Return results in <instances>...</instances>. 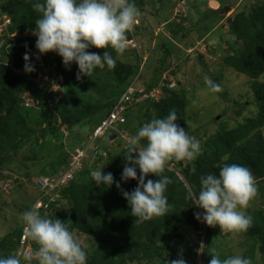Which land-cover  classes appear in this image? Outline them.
<instances>
[{"label":"rangeland","instance_id":"rangeland-1","mask_svg":"<svg viewBox=\"0 0 264 264\" xmlns=\"http://www.w3.org/2000/svg\"><path fill=\"white\" fill-rule=\"evenodd\" d=\"M33 2L43 0H0V65L15 72L20 84L17 85L19 90L5 91L7 101L1 102L0 96V116L15 110L16 105L11 104L17 103V108H25L20 107L17 115H21L26 128L14 143L15 149L7 151V159L4 157L6 151L0 152V254L7 257L16 250L17 255L37 249L38 245L25 231L22 214L46 202L48 194L43 190L40 176L56 167L64 149L72 148L71 154L75 155L77 149L82 151L89 147L88 142L84 148L75 146L79 139L72 140L71 136L68 140L56 138L60 126L67 124L70 129L89 135L127 90L150 92V95L139 92L144 100L134 108V116L124 126L123 135L105 137L100 157L97 158L93 151L82 152L84 161L90 162L84 170L83 161L76 180L72 181L75 187L72 197L60 199V191L56 189L50 197L58 198L57 204L50 206L49 211L40 209L42 216L66 222L81 188L94 183L91 178L94 170L104 169L105 174L115 176V181H122L126 163L123 156L128 153L129 138L145 123L169 114L167 108L174 105L175 97L165 93V89L175 88L181 97L186 96L182 112L176 111L178 123L201 142L203 155L191 162L186 175L178 174L182 178L179 180L181 185L172 182L168 185L165 195L171 207L167 215L138 223L131 211L118 212L117 207L123 205L113 198L109 200L115 205L112 210L114 221L131 218L123 236L114 233L96 241L77 229L71 231L87 251L88 264H170L180 256L187 264H209L211 248L222 260L238 255L251 259L252 264H264V242L260 239L258 226L264 216V172L255 170L252 165L259 163L257 154L261 157L264 152V0H135L140 15L128 33V49L123 56L110 50L117 59L116 67L97 69L92 77L84 76L80 80L77 79V64L73 63L71 70L66 68L70 76L69 87L64 91L62 84L54 94L58 101L62 98L65 101L60 107L61 112L56 109L52 115L37 108V93L32 89L34 85L56 84L58 79L61 82L57 70L54 71L59 55L39 53L37 37L31 34L35 28L18 32L12 29L13 12L23 14L24 8ZM247 16L256 21L251 25ZM14 44L29 52L35 72L25 71L24 58V64L17 69L10 55L3 54V48ZM89 51L104 54L94 47ZM240 57L252 62L255 69L252 75L234 65ZM124 88L121 95L120 90ZM163 98L169 99L162 103ZM146 100L150 101L142 104ZM13 114L15 111L10 116ZM48 117L52 118L51 126H48L52 130L47 131L46 138H39L36 132L45 130ZM5 134L0 132V140L6 137ZM93 149L100 147L89 150ZM239 149L250 162L255 155L248 168L256 178L258 194L245 210L253 218V225L246 232H222L218 225L209 227L196 219L195 213L204 211L197 206L196 196L201 176L219 174L217 171L225 164L248 166L237 161L241 158L237 154ZM168 164L169 161L166 165L169 169ZM112 166H117L116 171L109 170ZM175 171L180 172L179 168ZM137 172L140 175L139 169ZM162 176L171 181L175 179L167 173ZM121 188L129 191L126 186ZM189 191L193 193L192 199L188 198ZM123 200V204L130 207L128 201ZM188 200L191 203L186 206ZM22 229L24 232L19 239ZM177 237L181 238L178 244ZM152 241H157L158 249L153 248Z\"/></svg>","mask_w":264,"mask_h":264},{"label":"clouds","instance_id":"clouds-1","mask_svg":"<svg viewBox=\"0 0 264 264\" xmlns=\"http://www.w3.org/2000/svg\"><path fill=\"white\" fill-rule=\"evenodd\" d=\"M33 7L41 14L31 33L37 37L36 48L39 53L55 52L62 57L68 70H71L73 63L77 64L78 80L84 76L92 77L97 69L107 67L112 70L116 67L117 59L109 49L118 56L124 55L129 46L128 33L133 30L140 15L135 0H43ZM93 47L108 51L101 55L89 51ZM24 60L25 71L35 72L27 52ZM58 84L61 88V82ZM178 120L176 110L172 109L167 116L145 123L129 138L121 180L125 183L137 180L138 186L133 191L123 190L114 175L105 174L104 169L91 173L97 185L111 187L116 184L121 189L130 205L131 215L138 218V223L166 216L169 212L171 206L165 193L172 181L161 175L168 161L191 162L203 155L201 142L190 136ZM63 126H60V131ZM69 130L71 132L70 127ZM67 167L63 166L58 173ZM79 171L69 183L59 187L60 199L63 198V190L72 185ZM150 174L160 179H148ZM47 176L51 175L42 174L40 177ZM257 194L256 178L250 168L237 163L225 164L220 167L218 175L209 173L201 176L196 204L204 211L195 213V217L210 227L218 225L222 232H246L252 227L253 218L245 210ZM188 198H193L191 191ZM57 201L51 203V207ZM41 208L34 207L22 214L25 231L38 245L37 249L7 257L0 254V264H88V253L70 230L68 222L42 216ZM209 254L212 257L209 264H252L251 259L238 255L222 260L213 248ZM170 264H187V261L180 256Z\"/></svg>","mask_w":264,"mask_h":264},{"label":"trees","instance_id":"trees-1","mask_svg":"<svg viewBox=\"0 0 264 264\" xmlns=\"http://www.w3.org/2000/svg\"><path fill=\"white\" fill-rule=\"evenodd\" d=\"M36 3H42V2H33L31 4H28L24 8V12H22L23 14H20V12H13V14L11 16L12 17V23H13L12 29L15 32L22 31V30L25 31L28 27L30 29L36 28L35 21L37 19H39L41 16V14L33 7V5ZM262 8L263 7H261L260 9H262ZM247 17H248L247 20L249 19V23L251 25L256 21L253 18H249V16H247ZM262 40L264 41V39H262ZM6 47L3 48V50H2L3 54L4 55H7V54L10 55V58L12 59V62L14 63L13 66H15L17 69H20L22 67V65L24 64L22 59L24 58L27 50L23 49L18 44L9 45ZM99 50H102L104 52L108 51L107 49H99ZM110 50L111 49H109V51ZM27 53H29V52H27ZM6 57H8V56H6ZM251 63L252 62L248 61L246 58L240 57L234 63V65L239 69L243 67L245 72L252 75L253 72L255 71V69H254V66L251 65ZM6 67L7 66H5V65H0V87H1L0 89H2V91H3V92L0 91V96L3 98V100L1 102L7 101V96H6L7 94H5L6 90L12 91L13 88H16L17 90H19V88H20L19 86H17L19 84L18 78H17L18 75H16L15 72L13 73L11 69L6 68ZM55 70H57V73L62 78L61 84L64 85V88H65L64 91H66L67 87H69L68 81L70 79L69 78L70 76L68 73H66L67 71H66V67L63 64L62 57H59V56L56 57L54 71ZM156 84L157 83L155 81V85ZM88 85H90V84H88ZM34 86H33L32 90H35L37 93V96H36L37 97V104L36 105H37V108L39 107V110H43L50 115L55 114L56 109H57V112H61L60 107H62L65 100H64V98H62L61 101L60 100L58 102L56 101L54 93L49 92V89L52 87L50 84H48V87H46V85L43 87H40L37 85L35 87ZM174 89L175 88L165 89V93H168L169 96L175 97L174 105H171L167 108V113H169L170 110H172V109H175L177 112H182L181 110L184 108L183 105H184V100H185L186 96L183 95V97H181L178 94L179 91L174 90ZM124 90H125V88L121 89L120 94ZM4 95H5V97H3ZM169 98H163L162 103L165 100L167 101ZM118 101H119V97H118ZM149 101L150 100H148V101L146 100V102L144 101V103H142V104L148 103ZM117 102L113 103V105L111 106V109L108 111L106 116H104L103 118H100L99 123H97L98 125L101 124V122L110 115V113L113 111V109L115 107V103H117ZM13 104L16 105L15 110H12V112L15 111V114L10 116L12 114V112L9 111V113L5 112L4 116H0V132L6 133L5 134L6 137L3 140H0V152L4 151V150L6 151V154L4 156L6 159H7L8 154H9V152H7V151L9 149H12V148L15 149L14 148L15 146L13 147L14 143L20 137H22V134H23L22 132L26 129L25 125L21 121V115H17V111L20 110L19 108L21 107L23 109L24 107L18 106V108H17V103L13 102L11 105H13ZM137 104L138 103L131 104L128 107V109L126 110L127 122H126V124H123L122 126H120V128L123 129V131L125 130L124 126L128 125L129 120H132V117L134 116V108L137 107L136 106ZM31 108L33 109V107H31ZM83 113H85V111H83ZM51 117L47 118V122L49 124H47V127L45 128V130H43L42 133L36 132V135L38 134L37 137L41 138V136H42L43 138H46L47 137V131L52 130L50 127H48V126H51V122H50V121H52ZM64 121H65V123H68L66 120H64ZM98 125H95V126H98ZM56 134H57L56 138L61 139V140L62 139L68 140L70 136H71L72 140H74V138H78L79 144L75 145V146L82 147V148H84L83 146H84L85 142H88V144H89V142H90L89 138H90V135H92V133L89 134V132H88L89 135H85V134H83V132H79L78 129L73 130L72 127H71L70 136H68V137H65L61 133L60 128H59V130H56ZM188 134L191 136L190 133H188ZM104 139H106V138L104 137L102 139H99V140L95 141V143H94V148L100 147V149H97V150L93 149V150H89L88 152L91 153V151H93L92 153H96L97 158L100 157L103 154V148H101V147H103L102 144H104L103 143ZM225 146H226V143H225ZM225 149H228V148H225ZM64 151L65 152L59 158L56 167L53 168L52 170H48L44 174H49V175L56 174V173H58V171L63 166L68 165V160L71 157V152L74 150L71 148L70 150L64 149ZM237 154L241 157L237 161L243 163L244 165L249 164L251 166L253 160H255V155H253L251 158H254V159L251 160V162H250L249 159H247L248 156H246L244 154L243 150L240 151V149H239ZM124 156H123V158H126ZM257 157L258 158H256V159L259 160V163L256 164V166H255V163H253L252 165H253L255 170L264 172V152L261 155V157L257 154ZM89 162L90 161H88V160L84 161V164H85L84 170L87 169V167L89 166ZM191 162H189V161H187V162L178 161L176 163V166L173 168V171L169 170L166 167L167 169H165V171L163 173H167V174L175 177V179H172L173 185L174 184L175 185H177V184L181 185L182 183L180 181H182V178L180 179L179 175H182V176L186 175V173L190 169ZM95 165L96 164H94L93 166H95ZM249 165L247 167H249ZM116 168H117V166H115V167L112 166L111 168H109V170L110 171H116ZM176 168H179L180 172L177 173L175 171ZM219 171H220V169L217 171V173ZM148 178L149 179L153 178L156 180L160 179L158 176H155L153 174H150ZM118 182L121 184V186H126L130 192L133 191L138 186L137 180H129L127 183H125L123 181H121V182L118 181ZM72 185H74V184H72ZM72 185L69 188L63 190L62 194H63L64 198L69 199L72 197V193L74 192L73 190L75 189V187H73ZM184 189H185V187H184ZM107 194H109V195H107ZM113 198L120 200L121 204L123 205V207H121V208L117 207L118 212H122L123 214H125V213H129L131 211L130 207H126V205L123 204L124 197L122 195L121 189L120 190L117 189L116 184H113L111 187H109L108 185H103V184L97 185L96 182L94 181V183L91 185H87L86 187L83 186V188H81V190L79 191L78 196L75 198V202H74V206H73L72 210L67 214L68 217L65 218L66 222H68V226H69L70 230L77 229V230H79V232L93 236V238L96 239V241L103 239L105 237H110L114 233H117L118 235L123 236V234H125V232H127L126 230H128L127 226H130V224H131V222H130L131 218L123 217V219L125 218L124 220L119 218L118 220L114 221V215L112 214V210H114L115 205H112L110 203V200H109V199H113ZM92 202H93V204L91 205V208L88 209V205ZM188 202H189L188 204H187V202H185L186 206H188L191 203V201H189V200H188ZM127 210H128V212H127ZM258 226H259V230L261 232L260 233V239L263 240L262 242H264V216L261 217V219L258 221ZM22 231L24 232V230L23 229L21 230L20 235H19V239L21 237V234L23 233ZM126 238H128V233H127ZM180 241H181V238L177 237L176 244L180 243ZM156 244H157V241H152V243H151V245L153 246L154 249L159 248V247H156ZM16 251H18V250H16ZM16 251H14L13 254H11V255H16V253H17Z\"/></svg>","mask_w":264,"mask_h":264},{"label":"built area","instance_id":"built-area-1","mask_svg":"<svg viewBox=\"0 0 264 264\" xmlns=\"http://www.w3.org/2000/svg\"><path fill=\"white\" fill-rule=\"evenodd\" d=\"M58 83H60V79H58ZM56 83V85H53V87L50 88L49 92H53L54 94L58 93L57 89L60 88V84ZM157 89V88H156ZM138 91V92H136ZM128 92V93H127ZM119 101L115 104V107L113 111L110 113V115L104 119L101 124H99L95 130H93L92 135H90V142H89V147L83 149L82 151H79V149L76 150V154L74 155L73 153L71 154L69 160L71 162H68V167L62 171H60L57 175H51L47 177H41V181H43V190L48 194L46 196V202L44 203H39V207L41 206L42 208L48 209L51 206V203H54L57 201L58 198L56 197H50V194L54 192L56 189L58 190L61 185H66V183H69L73 177L74 174L80 170L83 164V154H88L89 149H92L94 147V143L98 139H102L105 136H111L112 134H117V135H123L124 131L123 129L120 128L123 124H126L127 122V117H126V110L131 104L134 103H140L143 97L140 95L141 94L148 93L147 95H150V92H147L146 90H137L134 88H130L127 90ZM146 95V97H147ZM57 99V97L55 96ZM61 132L65 136H69L70 130L68 126H63L61 128ZM87 156V155H86ZM84 156V158L86 157ZM176 161L175 159H172L169 161L168 167L169 169L173 170V168L176 166ZM45 197V196H44Z\"/></svg>","mask_w":264,"mask_h":264}]
</instances>
